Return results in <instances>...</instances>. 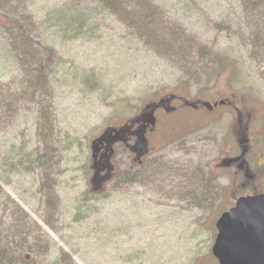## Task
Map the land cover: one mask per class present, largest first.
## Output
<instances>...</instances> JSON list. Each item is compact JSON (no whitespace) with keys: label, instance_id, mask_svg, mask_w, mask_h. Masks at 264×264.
I'll return each instance as SVG.
<instances>
[{"label":"rangeland","instance_id":"1","mask_svg":"<svg viewBox=\"0 0 264 264\" xmlns=\"http://www.w3.org/2000/svg\"><path fill=\"white\" fill-rule=\"evenodd\" d=\"M95 1L11 3L56 59L48 93L18 116L0 113V223L27 224V264H217L211 250L225 203L189 179L216 186L208 174L223 155L225 121L192 134L199 119L183 108L160 124V145L141 167L120 151L117 176L101 191L91 182V144L171 96L264 101V0H142L146 10L121 11ZM11 40L0 34L4 85L25 70Z\"/></svg>","mask_w":264,"mask_h":264},{"label":"flooded vegetation","instance_id":"2","mask_svg":"<svg viewBox=\"0 0 264 264\" xmlns=\"http://www.w3.org/2000/svg\"><path fill=\"white\" fill-rule=\"evenodd\" d=\"M174 101L178 102L177 107L172 105ZM194 101L189 103L177 96L165 98L157 104L145 106L134 119L125 122L124 136L119 137L124 138V142L112 143L108 138L100 139L102 134L98 137L100 140H93V170L96 172L93 183L99 187L108 178L110 182L116 178L115 159L121 150L130 154L132 164L143 165L152 154V145L158 143L162 134L160 124L168 117L184 113L183 108H188L192 110V121L199 119L198 123H192V134L202 124L227 123L228 136L222 142L223 155L213 166L212 173L208 174L217 181L216 197L221 198L226 209L233 208L241 199L264 195V101L234 92L217 97L213 102L204 99ZM207 116H213L212 120L202 122V118ZM140 137L147 142V155H142L145 148L140 145ZM132 168L126 173H130Z\"/></svg>","mask_w":264,"mask_h":264},{"label":"trees","instance_id":"3","mask_svg":"<svg viewBox=\"0 0 264 264\" xmlns=\"http://www.w3.org/2000/svg\"><path fill=\"white\" fill-rule=\"evenodd\" d=\"M95 2L96 6L101 10H146V4L142 0H96ZM11 3L16 8H24L26 2L25 0H0V6L3 8L0 10H6L5 12L0 11V34L12 39L11 43L13 45H10L12 52L15 53L18 64L21 63L25 67L24 72L20 73V77L10 79L9 85L0 84V113L13 118L14 115L18 116L28 103H34L37 99L36 95L41 96L43 93L50 91L47 88L49 86V70L54 65L56 58L53 50L43 46L34 36V26L31 28V32L26 28V25L30 23L29 20L19 14L17 10L15 14V10L12 11L10 9ZM133 20L134 24L137 25L136 28L141 32L144 31L146 22L144 17L138 14L137 19L133 17ZM69 24L74 27L77 26L76 21L69 20ZM15 37H17V40H15ZM178 50L183 56H189L192 52L191 49L184 50L182 46ZM29 65H31V70L27 68ZM1 118L2 116H0V123L5 121V118L3 120ZM24 148H21L22 152L25 151ZM24 155L28 156L26 152ZM39 157L35 159L38 164L44 160V157ZM161 179L163 180L164 178L161 177ZM189 180L192 183V187L201 188L204 192L207 191V194L211 193L208 196L209 201L212 200V197L214 198L213 188L204 190L203 181L196 174L192 173V178ZM2 193V187L0 186V196ZM27 229V224L19 227L13 224L8 226L4 222L0 223V264L28 263L26 253H30L28 241L31 233Z\"/></svg>","mask_w":264,"mask_h":264},{"label":"water","instance_id":"4","mask_svg":"<svg viewBox=\"0 0 264 264\" xmlns=\"http://www.w3.org/2000/svg\"><path fill=\"white\" fill-rule=\"evenodd\" d=\"M122 132L111 131L106 136L113 141H124L117 138ZM139 141L145 155L147 142L143 137ZM216 229L212 254L219 264H264V196L238 201L220 217Z\"/></svg>","mask_w":264,"mask_h":264}]
</instances>
